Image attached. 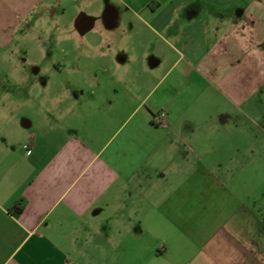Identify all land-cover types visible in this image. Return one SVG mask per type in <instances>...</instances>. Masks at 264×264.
<instances>
[{"label":"crops","instance_id":"obj_1","mask_svg":"<svg viewBox=\"0 0 264 264\" xmlns=\"http://www.w3.org/2000/svg\"><path fill=\"white\" fill-rule=\"evenodd\" d=\"M110 3L136 9L0 0L3 62L33 37L43 53L52 39L74 53L116 18L123 38L150 44L125 50L148 81H58L54 94L53 83L39 94L40 84L32 93L28 81H6L0 264H264V203L240 190L249 159L231 141L246 131L239 115L264 102V0L149 1L136 10L147 31L129 29ZM26 55L23 69L40 67Z\"/></svg>","mask_w":264,"mask_h":264},{"label":"rangeland","instance_id":"obj_2","mask_svg":"<svg viewBox=\"0 0 264 264\" xmlns=\"http://www.w3.org/2000/svg\"><path fill=\"white\" fill-rule=\"evenodd\" d=\"M127 1L132 3L136 9H130L122 4L115 5L113 3H110L109 7L117 17L119 15L125 16L130 21L127 23L129 29L134 31L137 29H134V25L138 26L141 24V27L147 31V28L142 24L143 21L139 18V12L136 10L141 8L142 4L153 0ZM66 23L69 24L68 21ZM96 29L99 31L89 33L88 37L83 38V42L78 39L76 42L77 49L74 53L71 52L72 44L70 42L64 43L62 50H59V48L55 49L54 39H52V42L49 44V52L43 53L39 49L38 38L33 37L29 41H23L21 45L15 47L12 61L3 62L0 60V90L4 94L3 89L6 87V81H28L27 89L32 93L40 84L41 92L39 94H43L42 88L44 85L47 86L53 83L51 89L52 94H54V84L58 81V83H67L71 81L149 80L148 74L140 70L137 63H131L128 59V61L125 60L128 57L125 50L134 53L135 50L141 52L145 49L148 53L150 44L147 45V41L144 40L142 43L132 42L126 37L123 38L118 18L113 22L99 23ZM88 38L93 42L92 49L86 43V39ZM65 46L67 48H64ZM27 51H29V55H26V57L40 64V67L26 66V68H22V58L24 57V52ZM62 60L63 65L60 72L52 69L53 63L57 61L61 62ZM16 88L20 89L16 94L25 98L26 92H23L22 87ZM163 112L168 117L167 112ZM247 112L249 116H246V113H244V116L239 115L236 120L237 126L245 127V133L234 135V138L231 140L232 144L237 147L240 145L239 147L243 148V150L239 151V158L249 159L248 165L239 167V175L242 178H246L247 181L239 182L238 186L241 191H247L248 189L249 193L253 194L255 201L264 203V102L255 101L252 103V109H248ZM160 114L158 117L161 119ZM208 121L204 119V125H210L207 123ZM229 136L222 134L217 139H220L224 143L229 140L227 139ZM210 137V135H205L208 142H210ZM213 138L214 135L211 139L212 142H214ZM231 152V150L224 151V157H228Z\"/></svg>","mask_w":264,"mask_h":264},{"label":"trees","instance_id":"obj_3","mask_svg":"<svg viewBox=\"0 0 264 264\" xmlns=\"http://www.w3.org/2000/svg\"><path fill=\"white\" fill-rule=\"evenodd\" d=\"M25 203H21L20 205H18L15 210H16V213H22L24 210H25Z\"/></svg>","mask_w":264,"mask_h":264},{"label":"built area","instance_id":"obj_4","mask_svg":"<svg viewBox=\"0 0 264 264\" xmlns=\"http://www.w3.org/2000/svg\"><path fill=\"white\" fill-rule=\"evenodd\" d=\"M160 117H161V119H163V120L165 121L167 116H166V114L163 112V113L160 114Z\"/></svg>","mask_w":264,"mask_h":264}]
</instances>
